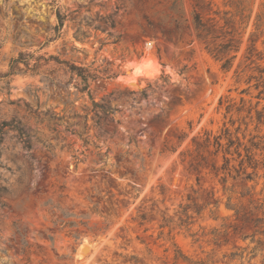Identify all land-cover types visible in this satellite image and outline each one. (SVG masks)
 Here are the masks:
<instances>
[{"label": "rangeland", "instance_id": "obj_1", "mask_svg": "<svg viewBox=\"0 0 264 264\" xmlns=\"http://www.w3.org/2000/svg\"><path fill=\"white\" fill-rule=\"evenodd\" d=\"M171 2L0 0V264H189L176 249L204 264H264L263 170L223 183L210 168L221 154L204 149V162L194 150L230 125L227 100L264 106L248 80L260 75L251 66L264 70V0L240 5L228 69L193 35L147 26ZM252 41L260 58L247 65ZM20 53L28 66L2 77ZM71 65L91 75L86 89Z\"/></svg>", "mask_w": 264, "mask_h": 264}, {"label": "trees", "instance_id": "obj_2", "mask_svg": "<svg viewBox=\"0 0 264 264\" xmlns=\"http://www.w3.org/2000/svg\"><path fill=\"white\" fill-rule=\"evenodd\" d=\"M244 0H223V5L234 4L235 11L232 12L227 9L220 10L214 8V0H189L191 5V19L189 20L184 16L181 0H172L169 11L164 15L158 17V19H150L145 16L147 26L152 30H158L161 34L175 35L177 38H183L184 33L193 35L196 40L201 42L206 51L214 58L221 61V67L228 69L231 66L232 60L235 55H231V51H236L238 45H236L235 34L237 33L236 16H239V21L243 22L244 16L242 15V8L240 5ZM229 2V3H228ZM58 23L55 29L61 30L65 15L57 11L56 14ZM248 17V16H247ZM264 23V11H260L256 14L255 28L258 29ZM110 25L113 26L114 22L110 20ZM191 41V39H189ZM260 57V52L256 51V48L252 43L247 47L246 60H249L250 65L254 63V59H250L253 55ZM27 56V57H26ZM24 56L22 53L18 57L12 58L9 63V70L2 74V77H7L15 72L21 71L18 67L19 62H23L25 66H28V55ZM71 69H76L78 76L83 80L84 85L82 90L86 89L88 84L87 78L91 75L86 69L80 66L71 65ZM252 70H256L260 75H249L248 80L252 78L256 79L255 87H260L256 97L259 100H264V70L258 65L250 67ZM221 103V101H220ZM259 101L255 104H247L243 98L236 104L230 100H227L225 105V116L230 114L228 120L230 125L226 122L222 124V127L217 133L211 131H205L200 137V141L194 145V150L197 152L196 159L206 160V155L202 150L207 149L213 156L221 154V163H211V170L215 176H218L219 180L225 183L227 178L236 179L241 177L243 180H251L256 176L259 169L263 170L264 176V133H259V126L264 125V106L258 108ZM238 115L237 119H232V114ZM245 113V115H241ZM247 119V121H246ZM239 121V125L235 128H231L235 121ZM249 123H254V134L249 133L246 138L245 130ZM241 124H244L245 128L242 131ZM241 135H240V134ZM2 137L0 135V141ZM29 147V146H28ZM232 161H237V165L232 164ZM189 167L195 171H199L201 162H190ZM247 168H251V172H247ZM242 175V176H241ZM229 207V205L227 204ZM237 213V210H235ZM187 217V212L183 208L181 211ZM138 225H142L147 219L144 213H138L134 218ZM164 227L163 224L159 225ZM141 242H144L143 240ZM150 251V249H148ZM133 258V257H132ZM175 261L182 259L189 264H204V261L200 259H190L184 256L178 249L173 256Z\"/></svg>", "mask_w": 264, "mask_h": 264}, {"label": "bare ground", "instance_id": "obj_3", "mask_svg": "<svg viewBox=\"0 0 264 264\" xmlns=\"http://www.w3.org/2000/svg\"><path fill=\"white\" fill-rule=\"evenodd\" d=\"M135 78L134 77H125V80H126V82H130V81H133ZM138 84V83H137ZM86 246V248H85V250H87V251H89L90 253L92 252V244H90L89 242H87V241H84V243H83V246Z\"/></svg>", "mask_w": 264, "mask_h": 264}, {"label": "water", "instance_id": "obj_4", "mask_svg": "<svg viewBox=\"0 0 264 264\" xmlns=\"http://www.w3.org/2000/svg\"><path fill=\"white\" fill-rule=\"evenodd\" d=\"M126 72L128 73L129 70H126ZM128 84L131 85V86H136L138 89L141 88V85H140V84H137V83H134V82H129ZM85 248H86V246L84 245V246L82 247V250H85Z\"/></svg>", "mask_w": 264, "mask_h": 264}]
</instances>
